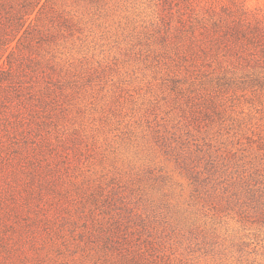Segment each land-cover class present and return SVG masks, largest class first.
Listing matches in <instances>:
<instances>
[{
  "label": "rangeland",
  "instance_id": "rangeland-1",
  "mask_svg": "<svg viewBox=\"0 0 264 264\" xmlns=\"http://www.w3.org/2000/svg\"><path fill=\"white\" fill-rule=\"evenodd\" d=\"M156 3L51 0L68 22L34 57L58 95L53 144L79 145L28 264H264V89L194 62Z\"/></svg>",
  "mask_w": 264,
  "mask_h": 264
},
{
  "label": "trees",
  "instance_id": "trees-1",
  "mask_svg": "<svg viewBox=\"0 0 264 264\" xmlns=\"http://www.w3.org/2000/svg\"><path fill=\"white\" fill-rule=\"evenodd\" d=\"M154 1L163 23L177 21L175 37L189 44L194 62L213 60L232 74V85L264 89V10H249L240 0ZM67 22L51 0H0V264H28L24 248L35 261L39 236L53 238L46 206L56 196L64 200L60 163L68 161L67 151L78 152V137L56 136L62 150L51 140L58 95L43 61L34 57L54 36L51 29ZM40 78L46 85L37 90ZM63 228L60 237L70 247Z\"/></svg>",
  "mask_w": 264,
  "mask_h": 264
}]
</instances>
